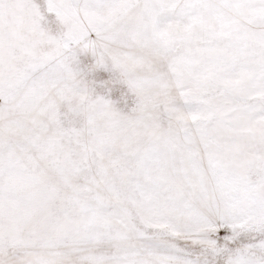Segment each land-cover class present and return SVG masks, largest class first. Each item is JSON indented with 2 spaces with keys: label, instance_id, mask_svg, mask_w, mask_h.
I'll return each mask as SVG.
<instances>
[{
  "label": "snow or ice",
  "instance_id": "obj_1",
  "mask_svg": "<svg viewBox=\"0 0 264 264\" xmlns=\"http://www.w3.org/2000/svg\"><path fill=\"white\" fill-rule=\"evenodd\" d=\"M0 264H264V0H0Z\"/></svg>",
  "mask_w": 264,
  "mask_h": 264
}]
</instances>
